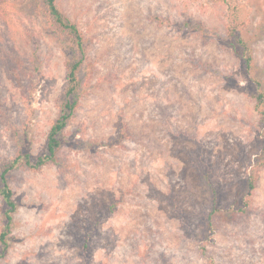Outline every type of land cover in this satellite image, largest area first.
<instances>
[{"label":"rangeland","instance_id":"rangeland-1","mask_svg":"<svg viewBox=\"0 0 264 264\" xmlns=\"http://www.w3.org/2000/svg\"><path fill=\"white\" fill-rule=\"evenodd\" d=\"M57 4L85 40L81 102L56 162L10 174L18 210L0 264H264V170L246 213L216 219L200 247L212 189L234 203L260 150L227 30L251 44L264 85V0ZM68 58L39 0H0V163L46 152Z\"/></svg>","mask_w":264,"mask_h":264},{"label":"trees","instance_id":"trees-1","mask_svg":"<svg viewBox=\"0 0 264 264\" xmlns=\"http://www.w3.org/2000/svg\"><path fill=\"white\" fill-rule=\"evenodd\" d=\"M39 4L46 10L52 29L67 41L69 47V58L65 63L67 69L65 100L58 118L50 129L46 152L39 155L34 163L28 153H19L13 159L0 163V199L3 205L0 226V258H3L10 248L9 237L13 228L14 214L18 210V204L14 199V192L9 181L10 174L22 168L39 169L56 162L57 151L60 148L59 135L67 127L81 102L79 72L86 58L84 36L78 25L71 21L58 6L57 0H39ZM155 19L162 25L166 24V19L162 17L157 16ZM186 24L191 26L190 23ZM235 26L234 23L231 24L227 34L231 39L234 55L250 77L255 100L254 110L258 115L257 138L260 150L251 164L247 181L239 188L238 198L234 203L222 208L219 205L217 191L212 189V207L205 216L204 239L200 246L203 253L206 252L207 245L214 242L216 219L228 220L230 217H238L246 213L254 191L257 189L260 174L264 170V85L255 73L254 50L251 44L238 33ZM193 28L198 27L193 25ZM17 64L21 65L19 61ZM203 180L211 187L208 174L203 175ZM84 249H87V244L84 245Z\"/></svg>","mask_w":264,"mask_h":264}]
</instances>
